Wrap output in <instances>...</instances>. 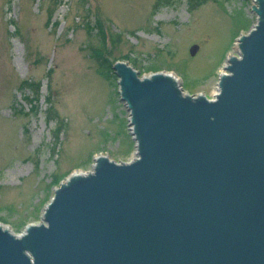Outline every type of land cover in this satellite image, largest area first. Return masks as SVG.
Listing matches in <instances>:
<instances>
[{"label": "water", "instance_id": "obj_1", "mask_svg": "<svg viewBox=\"0 0 264 264\" xmlns=\"http://www.w3.org/2000/svg\"><path fill=\"white\" fill-rule=\"evenodd\" d=\"M254 1L257 22L213 99L172 73L114 63L137 157L98 156L74 172L20 236L0 223V264H264V0Z\"/></svg>", "mask_w": 264, "mask_h": 264}, {"label": "rangeland", "instance_id": "obj_2", "mask_svg": "<svg viewBox=\"0 0 264 264\" xmlns=\"http://www.w3.org/2000/svg\"><path fill=\"white\" fill-rule=\"evenodd\" d=\"M254 4L0 0V223L20 236L74 172L98 156L137 157L115 62L172 73L186 93L211 98L257 22Z\"/></svg>", "mask_w": 264, "mask_h": 264}, {"label": "bare ground", "instance_id": "obj_3", "mask_svg": "<svg viewBox=\"0 0 264 264\" xmlns=\"http://www.w3.org/2000/svg\"><path fill=\"white\" fill-rule=\"evenodd\" d=\"M226 70L225 69H223L221 72H225ZM168 73V72H167ZM174 77H175V79H177L178 81H179V79L174 75V74H172ZM218 92V89H216L215 90V92H214V94L211 96V98L216 94ZM210 98V97H209ZM77 172H79V171H77ZM81 173V172H80Z\"/></svg>", "mask_w": 264, "mask_h": 264}, {"label": "trees", "instance_id": "obj_4", "mask_svg": "<svg viewBox=\"0 0 264 264\" xmlns=\"http://www.w3.org/2000/svg\"><path fill=\"white\" fill-rule=\"evenodd\" d=\"M144 71V70H143ZM143 71H140V75H143Z\"/></svg>", "mask_w": 264, "mask_h": 264}, {"label": "built area", "instance_id": "obj_5", "mask_svg": "<svg viewBox=\"0 0 264 264\" xmlns=\"http://www.w3.org/2000/svg\"><path fill=\"white\" fill-rule=\"evenodd\" d=\"M218 89V88H217ZM215 96V95H214ZM214 96L212 97V99L214 98Z\"/></svg>", "mask_w": 264, "mask_h": 264}]
</instances>
